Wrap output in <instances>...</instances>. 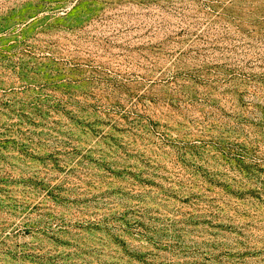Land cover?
I'll use <instances>...</instances> for the list:
<instances>
[{
	"label": "rangeland",
	"instance_id": "1",
	"mask_svg": "<svg viewBox=\"0 0 264 264\" xmlns=\"http://www.w3.org/2000/svg\"><path fill=\"white\" fill-rule=\"evenodd\" d=\"M0 264H264V0H0Z\"/></svg>",
	"mask_w": 264,
	"mask_h": 264
}]
</instances>
